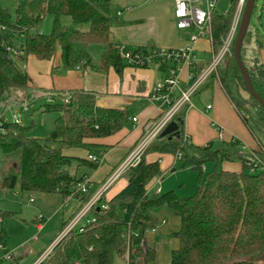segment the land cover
<instances>
[{"label":"trees","instance_id":"obj_1","mask_svg":"<svg viewBox=\"0 0 264 264\" xmlns=\"http://www.w3.org/2000/svg\"><path fill=\"white\" fill-rule=\"evenodd\" d=\"M237 2L230 0L224 14L215 10L211 14L216 51L229 33ZM48 15L52 16L51 29L44 33L40 28ZM123 23L113 0H16L14 14L0 6V24L8 27L0 32V97L7 100L11 91L26 90L29 83L24 68L10 58L8 47L24 50L21 61L29 55L51 61L59 54L57 68L121 71L127 62L120 55L121 44L113 25ZM252 37L256 46L248 57ZM92 45L98 46L97 62L90 53ZM233 46L234 42L218 67L217 80L262 148L245 153L236 150L240 148L238 142L225 143L217 149L190 144L184 133L182 110L175 119L180 135H159L146 149L140 164L121 177L126 181L122 189L110 198L102 194L85 217L89 222L84 220L72 228L38 264H113L115 256L126 264H148L154 260L155 250L146 244L145 234L155 229L153 212L162 206L169 207L180 219V227L173 234L179 244L172 251L171 264H264V107L246 90ZM263 48L264 32L250 24L241 57L253 88L264 99V64L260 58ZM128 49L146 54L157 47ZM161 67L166 68L164 64ZM65 96L52 94L55 101L45 105V112L58 113L54 130L46 138L29 136L28 126L0 118V152L14 170L0 177V186L12 190L20 182L22 192L59 193L65 198L74 193L79 200L76 212L61 222L57 237L95 191L78 190L77 184L87 176L72 175L68 167L73 161L91 169L98 166L88 157L71 156L66 151L90 148L96 140L123 129L130 118L125 108L99 106L94 93L72 91L67 103L63 101ZM152 155L157 159L151 160ZM167 155L184 158L200 171L194 196L148 191L151 182L162 175L160 159ZM225 161L241 162L243 169H225L221 166ZM208 162L214 163V169L204 174L203 166ZM8 216L0 212L2 221ZM5 235L3 229L0 244Z\"/></svg>","mask_w":264,"mask_h":264},{"label":"crops","instance_id":"obj_2","mask_svg":"<svg viewBox=\"0 0 264 264\" xmlns=\"http://www.w3.org/2000/svg\"><path fill=\"white\" fill-rule=\"evenodd\" d=\"M113 2L118 7V13L120 12V18L124 22L122 25L115 24L116 27H113V31L118 42L127 48L145 46L165 49L182 48L189 43L191 35L195 33L194 31L190 32L186 39L181 37V31L188 29H179L176 26L173 15V0H113ZM212 47L213 45L208 38H201L197 42L195 55H201V58L206 59L198 61L200 67H204L209 62ZM208 53L209 58L207 59ZM59 56L58 54L51 61H41L29 55L24 61H21L29 77L28 88L25 90L23 98L17 99L16 96L11 95L5 102H17V105L21 107L22 102L20 101H24L30 92L32 95L35 93L36 96H40L41 92H51L53 95L57 93L70 95V92L78 90L94 93L99 106L125 108L129 111L130 118L125 127L111 136L96 140L95 144L91 146L93 150L88 148L68 149L66 151L68 155L75 157L87 158L90 154L99 157L100 162L95 169L87 167L81 172V176L85 175L89 178L91 182L90 192L95 190L94 196L117 165L141 139L144 132L142 123L149 118H157L161 115L158 104L152 102L149 96L156 84L165 77L166 72L158 64L147 67H135L126 64L121 71L111 68L107 73L93 71L90 68L63 69L57 68ZM260 58L264 64V48L260 51ZM187 75L188 67L184 66L181 71L183 85L186 84ZM211 77L192 96L191 107L185 109L184 133L190 144L211 146L212 141L218 139L222 144L238 142L239 147L248 153L262 148L261 142L230 102L217 78ZM200 96H204V99H198ZM133 118H137V121H133ZM219 131L224 134L223 140L218 137ZM149 158L155 160L157 156L152 155ZM175 161V158L168 155L160 159L163 170L166 166L173 165ZM223 163H226L227 167H234V169L226 167L225 169L236 172L243 169L241 162L225 161ZM160 179L159 177L154 179L148 186L150 193H160L161 189L158 187ZM125 184V179L117 180L105 192L107 198L119 192ZM69 198L70 196L65 199L68 200ZM76 201L79 206L77 198ZM153 214L155 216V212ZM170 218L173 220L171 226L168 224ZM177 218L179 217L170 208L161 211L160 216L156 217L155 229H150L145 234L146 244L152 248L173 236L172 233L177 231ZM0 219L2 222L1 217ZM35 222L37 224L36 219ZM41 226V230H44V225ZM171 243L177 248L179 242L175 238ZM53 244L54 242L49 247H52ZM43 253L35 255L29 262L25 259L19 260L17 264H38Z\"/></svg>","mask_w":264,"mask_h":264},{"label":"rangeland","instance_id":"obj_3","mask_svg":"<svg viewBox=\"0 0 264 264\" xmlns=\"http://www.w3.org/2000/svg\"><path fill=\"white\" fill-rule=\"evenodd\" d=\"M229 1L230 0H217L215 11L219 14L226 13L229 9ZM0 6L10 9L12 14H14L16 0H0ZM255 6L256 8L253 11L250 23L251 28L256 26L261 32H264V0H256ZM51 24L52 16L48 15L42 23L40 30L44 33H48L51 29ZM113 27H116V25H113ZM192 31L196 32L194 26L188 30L181 31V37L183 39L188 38L189 33ZM251 43L252 44H250L247 53L248 57L251 56V48L255 45L254 37H252ZM97 49L98 46L96 45L90 46V53L94 62H97L98 60ZM200 56L201 55L196 56L195 60H206ZM208 58L209 53L207 55V59ZM16 62L21 68H24V64L21 61L16 60ZM211 78L213 79V77ZM24 92L25 90H13L10 94L14 95V97L16 96L17 99H21L23 98L22 96H24ZM30 93L24 101H20L22 104H29L25 110L22 109V106H18L17 102L6 103L5 100L0 97V118L11 122L13 121V115L15 113H20L22 124L29 127V136L46 138L54 130L55 120L58 117L57 112L44 111L45 105L48 103L46 100L48 97H52V93L41 92L40 96H36L35 93L34 95ZM11 95L9 97H11ZM46 95L48 97H46ZM198 99L202 100L204 99V96H200ZM223 145L224 144L220 143L217 139L212 141L210 147L212 149H217ZM90 149L93 150L92 147H90ZM236 150L242 151L241 148H236ZM244 152L247 153L246 151ZM7 162L8 160L0 152V177L4 174L6 175L14 172L12 167L7 166ZM221 166L223 168H230L227 167L226 163H221ZM203 167L204 174H207L214 169V163H205ZM232 168L234 169V167H231L230 169ZM68 169L72 175L79 177L82 174V170L87 169V167L79 165L76 161H73ZM76 171H78V173H76ZM199 173L200 171L194 170L191 165L186 163L184 158L176 159L173 165L164 168L162 175L159 177V179L161 178L158 184V187L161 189L160 193L163 194L172 190L178 197L194 196L198 190ZM69 196L70 198L66 200L65 197L59 193L47 194L39 192H22L20 182H18L15 189L12 190L0 186V212L9 213V216L3 218L4 220L0 222V232L3 229L6 230L5 240L3 244H0V259L9 251L12 252L13 255L11 260H0V264H17V261L22 259L29 262L35 255L46 250L52 241H56L62 219L69 218L70 215L76 212L78 207L74 193ZM31 198L32 200H30ZM168 209L169 207L167 206H162L157 209L155 211V218L160 216L161 211ZM39 215L43 216L42 225L45 227L44 230H39L37 228L35 219L36 216ZM176 221L178 231V228L180 227V219L177 218ZM172 222L173 220L170 218L168 221L169 226L172 225ZM175 232L176 231L172 234ZM173 236L167 238L162 244L153 246L156 250V256L154 260L150 261L148 264H171L172 251L176 249L171 243V241L173 242V239L175 240V237ZM35 237L36 240L34 239ZM126 258L127 255L125 256V259ZM113 264H126V262L118 256H115Z\"/></svg>","mask_w":264,"mask_h":264},{"label":"built area","instance_id":"obj_4","mask_svg":"<svg viewBox=\"0 0 264 264\" xmlns=\"http://www.w3.org/2000/svg\"><path fill=\"white\" fill-rule=\"evenodd\" d=\"M216 1L217 0H173V15L176 26L179 29H190L193 26L196 28V32L191 35L189 43L182 48H157L154 51L142 54L140 51L133 52L123 45L120 46V55L126 60L129 66L144 67L153 64H164L166 66L165 77L156 84L153 92L149 96V99L152 102L158 104L159 109L161 110V115L157 118H149L142 123L144 132L141 139L117 165L110 176L101 185L99 191L89 199V201L64 228L56 238L54 244H56L57 241L66 235L72 228L83 223L90 208L98 201L102 194H104L126 173V171L140 164L143 154L150 144L162 133L169 123L176 121V117L181 114L182 110L191 107L192 96L203 87L207 79L211 76L217 78L218 67L226 54L230 52L246 0H238L229 33L224 39L222 46L217 51L212 47V55L209 62H207L204 67H200L199 62L195 60L196 44L199 39L208 38L213 45L211 14L215 10ZM118 14H120V12ZM6 30H8V27L0 24V32ZM7 51L9 52L11 59L18 61H21L25 54L23 49H14L12 47H8ZM184 66L188 67L187 81L185 85H183L181 78V71ZM69 99L70 95H66L63 101L67 103L69 102ZM46 101L52 103L55 99L53 97H48ZM28 105V103L22 104V109L25 110ZM208 108H210V106H208ZM13 121L16 123H22L21 114H14ZM133 121H137V118H133ZM218 137L220 140L224 139L222 131H219ZM186 140L189 142L187 136ZM88 159L96 163L100 162L99 157L94 154H90ZM90 188L91 182L88 177H85L83 181L77 184V189L83 193H87ZM36 221L37 228L41 230L43 216H37ZM86 221L89 222V219L85 220V222ZM34 239L36 240V237ZM54 244L43 253L39 262L47 257L52 251ZM12 258V253L7 252L0 260H11Z\"/></svg>","mask_w":264,"mask_h":264},{"label":"water","instance_id":"obj_5","mask_svg":"<svg viewBox=\"0 0 264 264\" xmlns=\"http://www.w3.org/2000/svg\"><path fill=\"white\" fill-rule=\"evenodd\" d=\"M255 3H256V0H246L243 13H242V17H241L238 30L236 33V37L234 40L233 53H234L236 62L240 68L241 74L243 76L246 90L251 95H253L256 99H258V101L264 107V99L253 88L251 77L248 71L246 70L245 64L243 63V60L241 57V50L243 47L244 40L247 36L249 27H250L252 14L255 8ZM160 135L169 136L170 138L174 136H179L180 130H179V125L177 121H172L171 123H169V125L162 131Z\"/></svg>","mask_w":264,"mask_h":264}]
</instances>
